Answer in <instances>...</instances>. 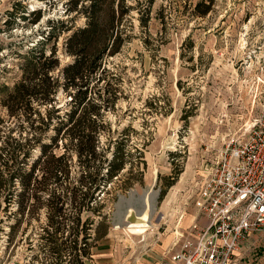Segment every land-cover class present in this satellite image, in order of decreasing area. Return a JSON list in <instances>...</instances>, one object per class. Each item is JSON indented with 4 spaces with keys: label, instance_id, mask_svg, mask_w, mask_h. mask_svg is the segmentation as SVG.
<instances>
[{
    "label": "rangeland",
    "instance_id": "1",
    "mask_svg": "<svg viewBox=\"0 0 264 264\" xmlns=\"http://www.w3.org/2000/svg\"><path fill=\"white\" fill-rule=\"evenodd\" d=\"M146 1H125L135 6L125 22L130 39L105 64L120 75L119 98L107 112L111 138L124 139L128 163L138 162L143 171L135 175L133 169L115 180L120 183L131 178L134 182L116 193L125 197L131 190L136 195L148 193L152 209L145 212L139 203H132L118 227L117 199H108L114 191L110 188L103 208L108 217L98 226L105 236L97 240L93 238L99 219L84 209L81 224L95 218L93 224L88 223L91 237L84 264H125L129 252L161 242L159 235L180 237L185 233L199 216V187L207 169L229 141L243 137L250 122L264 110V0H213L205 15L196 10L202 0H153L144 27L138 10ZM65 6L66 0H0V118H7L1 99L20 79L25 52L43 41L48 21L65 20L75 27L84 24L82 15L67 14ZM33 9H41L36 23L30 14ZM69 32L57 39L52 36L44 45L46 53L56 45L61 65L72 60L63 52ZM57 98V104L65 100L61 90ZM101 141H106V135H101ZM110 146L113 149V143ZM32 162L27 158L19 165L29 169ZM7 172L0 162V178ZM7 186L0 188V263L56 264L55 256L42 248L46 209L32 212L29 201L21 213L19 189ZM162 189L165 193L159 199ZM5 197H11L8 206ZM133 210H141L150 222L143 235L123 229ZM232 262L264 264V232H248Z\"/></svg>",
    "mask_w": 264,
    "mask_h": 264
},
{
    "label": "trees",
    "instance_id": "2",
    "mask_svg": "<svg viewBox=\"0 0 264 264\" xmlns=\"http://www.w3.org/2000/svg\"><path fill=\"white\" fill-rule=\"evenodd\" d=\"M125 1L66 0L65 12L82 15L84 24L75 27L65 20H49L43 41L23 55L20 79L1 99L7 118H0V162L8 172L0 178V188L10 185L19 189L16 195L21 213L29 201L32 212L46 209L42 248L55 256L56 264H84L91 237L88 223L93 224L95 218L81 224L82 211L90 209L99 219L93 240L103 237L105 232L100 234L98 226L105 224L108 217L103 210L104 195L112 188L113 195L108 199L116 200V191L126 190L134 182L131 178L120 183L115 180L133 173V169L137 170L135 175L143 172L138 162L128 163L124 139L112 140L107 119L121 91L120 75L106 66V59L130 39L125 22L135 9ZM152 2L147 0L138 10L144 27L150 20ZM212 2L199 1L196 10L205 15ZM201 6L203 9H199ZM30 14L36 23L41 9H33ZM63 32H69L64 37L63 52L72 60L61 65L56 45L48 53L44 45ZM59 90L65 95L61 104H57ZM101 135H106L104 143ZM27 158L33 162L24 169L19 164ZM141 163L145 167L144 161ZM164 193L162 189L159 199ZM7 194L11 195L12 190ZM10 198L4 199L7 206Z\"/></svg>",
    "mask_w": 264,
    "mask_h": 264
},
{
    "label": "built area",
    "instance_id": "3",
    "mask_svg": "<svg viewBox=\"0 0 264 264\" xmlns=\"http://www.w3.org/2000/svg\"><path fill=\"white\" fill-rule=\"evenodd\" d=\"M198 195L199 216L180 235L167 264H233L240 240L264 232V110L220 152Z\"/></svg>",
    "mask_w": 264,
    "mask_h": 264
},
{
    "label": "crops",
    "instance_id": "4",
    "mask_svg": "<svg viewBox=\"0 0 264 264\" xmlns=\"http://www.w3.org/2000/svg\"><path fill=\"white\" fill-rule=\"evenodd\" d=\"M158 238L161 242L153 246L142 248L138 252H129L126 256L125 264H167L170 254L179 245V237L175 235H159Z\"/></svg>",
    "mask_w": 264,
    "mask_h": 264
},
{
    "label": "water",
    "instance_id": "5",
    "mask_svg": "<svg viewBox=\"0 0 264 264\" xmlns=\"http://www.w3.org/2000/svg\"><path fill=\"white\" fill-rule=\"evenodd\" d=\"M135 202L139 203V205L143 208L144 207V194L136 195V191L131 190V194L129 197H125L122 195L118 196L116 204H115L116 219H117L115 223L118 227L123 225L121 222V219L124 215V211L126 207H129L130 205H132V203H135ZM142 213L143 212H141V210L140 211L138 210L130 211V213L127 215V222L130 223L131 221L139 220V219H136V216H140Z\"/></svg>",
    "mask_w": 264,
    "mask_h": 264
},
{
    "label": "bare ground",
    "instance_id": "6",
    "mask_svg": "<svg viewBox=\"0 0 264 264\" xmlns=\"http://www.w3.org/2000/svg\"><path fill=\"white\" fill-rule=\"evenodd\" d=\"M147 194L144 195V208H145V212L149 208H150V210L152 208L151 203H150L149 196ZM136 219H139V220L131 221L123 229L127 233H129V234H140V235L145 234V232L147 231L148 227L150 226V224H149L150 222H148L147 220H145L146 219L145 218V213L144 214H141L140 216H136ZM115 227H117V226H115Z\"/></svg>",
    "mask_w": 264,
    "mask_h": 264
}]
</instances>
